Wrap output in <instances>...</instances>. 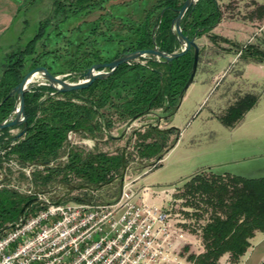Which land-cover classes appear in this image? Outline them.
Listing matches in <instances>:
<instances>
[{"label":"trees","instance_id":"obj_1","mask_svg":"<svg viewBox=\"0 0 264 264\" xmlns=\"http://www.w3.org/2000/svg\"><path fill=\"white\" fill-rule=\"evenodd\" d=\"M114 1L54 0L52 11L55 15L62 12L63 19L53 15L57 23L49 32L45 31L44 24L52 22V18L40 21L38 31L21 50L22 56H29V69L42 65L54 75L67 74L64 79L74 80L73 74L94 63L153 48V37L162 51L170 53L179 49L171 23L176 16L175 9L181 7L184 0H154L149 7L144 0ZM257 11L263 17L264 6H257ZM88 15L94 18L87 20ZM220 17L216 0H198L182 17V32L189 38H198L210 32ZM115 23L117 29L112 28ZM101 24L107 28L101 30ZM45 34L48 38L42 39ZM100 36L104 38L99 39ZM208 37L217 38L215 34ZM193 51L191 47L170 62L141 57L119 65L109 77L97 79L82 89L54 93L45 85L32 87L24 94L25 134L10 145L13 136L10 128H5L0 131V145L7 150V156H15L22 168L32 166L29 182L42 193H49L57 184L73 187L68 178L72 174L80 179L79 186L75 187L84 188V196L89 198L93 190L115 178L121 180L128 163L137 157L141 160L157 157L151 162L152 167H157L163 157L160 152L167 147L166 136L178 129L160 128L150 122L133 129L128 138L140 139L132 147L137 157L127 145L112 153L73 147L66 160L54 166L49 163L60 157L69 130L92 138L105 134L111 139L114 137L111 131L120 123L130 124L146 115L158 123L171 116L177 110L179 94L190 75ZM240 56L260 62L264 61V50L248 44L241 47ZM21 65L20 58L17 64L5 70H11L13 79L0 81V122L13 108L14 98L5 97L20 80ZM257 99L252 93L239 96L217 114L218 120L226 127H235ZM175 143L176 139L171 147ZM9 174L2 182L10 181ZM18 176L28 179L23 170L18 171ZM178 197L192 207L198 206V200L209 212L198 228L202 252L188 256L195 264H219L224 255L228 263L235 264L250 246L254 234L264 232V173L242 175L203 170L184 182ZM30 199V195L12 187H0V229H7L17 220L21 208ZM74 200L89 201L81 197ZM35 208V204L28 206L24 214Z\"/></svg>","mask_w":264,"mask_h":264},{"label":"rangeland","instance_id":"obj_2","mask_svg":"<svg viewBox=\"0 0 264 264\" xmlns=\"http://www.w3.org/2000/svg\"><path fill=\"white\" fill-rule=\"evenodd\" d=\"M122 1L130 0H115L114 3ZM153 1L144 0L146 7H149ZM216 1L221 15L220 27L216 29V32L212 29L204 34L209 47L203 51L201 58L199 56L200 60L198 59L193 81L184 92L179 107L171 116L158 123L149 115L134 120L130 124L120 123L111 131L114 136L111 139H107L105 134L100 138H92L77 132L73 141L87 140L90 145L66 143L60 151V156H68L69 150L73 147L84 151L112 153L118 147L127 145L128 150L133 151V155L137 157L132 147L140 139L132 137L128 140L133 129L149 122L157 124L160 128L174 127L178 131H173L166 136L165 146L167 147L160 152L163 157L158 161L157 167L151 166V162L157 157L150 160H141L137 157L135 161L128 163L121 180L115 178L108 184L93 190L89 198L84 196V188L75 187L80 183V179L69 174L68 178L73 187L57 184L49 193H44L46 196L65 202H77L74 200L75 197L89 200L83 202L112 201L118 197L123 181L129 178L134 180L137 188L149 185L153 190L154 198H159L164 192L172 190L171 197L174 200L167 202L159 198L162 202L160 204L166 208L170 207L172 217L175 220H181V226L189 239L184 246V252L188 256L202 252L198 228L208 218L209 212L204 210V205L198 200L196 202L198 206L192 207L185 204V199L178 197L184 182L193 174L203 170L228 171L242 175L264 173V127L261 126V122L264 123V61L258 62L257 59L240 56L241 47L244 45L251 44L264 50V14L260 17L257 13V6L263 5L264 0ZM61 13L56 15L53 13L50 0L23 2L14 22L0 37V81L13 79L11 70L7 72L5 70L17 64L20 58L21 74L24 75L28 71L29 56H22L21 50L36 34L41 20L52 18V22L44 24L45 31L49 32L57 23L53 15L63 19ZM93 18L94 16H87V20ZM106 28V25H100L101 30ZM112 28L117 29L118 25L115 23ZM210 34H215L217 38L210 39L208 37ZM233 34L241 39L236 40L234 37L229 39L228 37ZM46 38L48 37L45 34L42 39ZM103 38V36L99 37V39ZM224 50H233L238 53L235 60L232 61L234 55L221 57L216 62L212 60L217 51ZM249 61H255L257 64L251 65L250 68L245 67ZM66 80L70 81L68 78ZM245 93L255 94L258 97L257 102L249 113L247 111V114H244L237 126L234 128L224 126L218 120L217 114L222 113L230 103ZM175 139L176 143L171 147ZM64 160H59L57 163ZM260 169L263 172H260ZM3 179V175L0 174V182ZM7 183L19 187H25L28 184L32 186L29 177L21 178L16 173L11 175ZM251 249L250 259L245 264H264V234L259 233L253 238ZM219 264L231 263H228L224 255L220 258Z\"/></svg>","mask_w":264,"mask_h":264},{"label":"built area","instance_id":"obj_3","mask_svg":"<svg viewBox=\"0 0 264 264\" xmlns=\"http://www.w3.org/2000/svg\"><path fill=\"white\" fill-rule=\"evenodd\" d=\"M18 131L9 129L11 135ZM76 133L67 132L68 145H90L87 140L73 141ZM6 151L0 145V174L23 170L30 178L32 166L22 168ZM66 158L60 156L49 165ZM3 186L30 195L36 208L0 229V264H194L184 252L189 239L181 220H175L162 202L149 201V185L137 188L134 180L125 179L117 198L96 203L55 202L30 184L1 181ZM171 192L159 198L171 202Z\"/></svg>","mask_w":264,"mask_h":264},{"label":"water","instance_id":"obj_4","mask_svg":"<svg viewBox=\"0 0 264 264\" xmlns=\"http://www.w3.org/2000/svg\"><path fill=\"white\" fill-rule=\"evenodd\" d=\"M197 2L198 0H184L181 7L175 9L176 16L172 19L171 30L176 40L178 41L179 49L174 52L168 53L158 49L153 37V48L134 50L132 52L124 53L121 56L108 62L94 63L86 69L73 74L74 80L68 81L64 79L67 74L54 75L49 72V70L45 66L42 65L35 66L29 69L24 75L21 74L18 83L10 89L5 97L14 98V104L8 116L0 122V131L5 128L11 127L19 128V131L13 136V140H17L25 134L27 130V121L25 114L24 94L32 87L45 85L52 88L54 90V93L82 89L88 87L93 83V81L97 79H105L109 77L121 64H129L130 62L138 60L139 58L145 56H150L156 61H160V59L163 58L166 62H170L173 59L184 55L191 47H193L194 51L191 72L188 80L184 84L179 94L180 100L176 105L177 109L184 95V92L193 81L199 59V46L195 41L196 37L193 36L192 38H189L182 32L181 19L186 11L190 7H193ZM34 74H38V78H36L32 82H29L30 77ZM34 201L35 199L33 198L28 200L21 208L20 215L23 214L25 209L33 204Z\"/></svg>","mask_w":264,"mask_h":264},{"label":"crops","instance_id":"obj_5","mask_svg":"<svg viewBox=\"0 0 264 264\" xmlns=\"http://www.w3.org/2000/svg\"><path fill=\"white\" fill-rule=\"evenodd\" d=\"M24 1L25 0H0V37H2L5 34V32L10 28V26L12 25V23L14 22L17 14H18V11L22 8ZM50 4L52 5V10H53L54 1L50 0ZM220 24L221 23L218 22L213 27V30L212 31H215L216 32V29L220 27ZM233 37L236 40H238L240 38L236 34L235 35L233 34L232 36H230L228 38L231 39ZM195 41L198 44L199 49L201 50L200 51V54H199V56L201 58L203 51L206 50L209 47L208 46L209 43L206 42V39L204 38V35H202V36H200L198 38H195ZM237 54L238 53L234 52L233 50H226V51L224 50V51H221V52L220 51H217L216 52V55L212 58V60H215V62H216L217 60L221 59V57H224V56H227V55H234V57L232 58V61H233V60H235ZM254 64H257V63L255 61H249L248 63L245 64V67L250 68V66L251 65H254ZM251 109L247 113H249L251 111ZM261 126L264 127V123L262 124V122H261ZM260 172H262L261 169H260ZM259 174H261V173H259ZM149 201L160 203V200H159L158 197H156V198H154V197L153 198H149ZM259 233L264 234V232H260V231H257L254 234V236L250 240V246L247 248L246 252L239 258L237 264H245V262L250 259V256H251L250 255L251 254L250 251L252 250L251 249V241Z\"/></svg>","mask_w":264,"mask_h":264},{"label":"bare ground","instance_id":"obj_6","mask_svg":"<svg viewBox=\"0 0 264 264\" xmlns=\"http://www.w3.org/2000/svg\"><path fill=\"white\" fill-rule=\"evenodd\" d=\"M38 74H34V75H32L31 77H30V79H29V82H32V81H34L36 78H38Z\"/></svg>","mask_w":264,"mask_h":264},{"label":"flooded vegetation","instance_id":"obj_7","mask_svg":"<svg viewBox=\"0 0 264 264\" xmlns=\"http://www.w3.org/2000/svg\"><path fill=\"white\" fill-rule=\"evenodd\" d=\"M217 23H218V22H217ZM217 23H216V24H217ZM216 24H215V25H216ZM15 134H16V133H14L13 135H15ZM13 135H12V136H13ZM3 177H4V176H3ZM4 178H5V177H4Z\"/></svg>","mask_w":264,"mask_h":264}]
</instances>
